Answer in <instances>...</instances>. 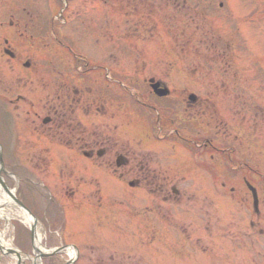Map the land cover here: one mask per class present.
I'll return each mask as SVG.
<instances>
[{"label":"flooded vegetation","instance_id":"obj_1","mask_svg":"<svg viewBox=\"0 0 264 264\" xmlns=\"http://www.w3.org/2000/svg\"><path fill=\"white\" fill-rule=\"evenodd\" d=\"M195 17L191 15V19ZM15 18L11 25L16 26L17 34L44 49L33 50L35 60L48 62L50 68L45 74L41 63H30L28 67L43 84L10 87L8 93L15 92L14 96L2 107L14 108L19 118L31 123L38 140L32 145L31 164L51 177L54 189L64 191L66 203L103 198L107 190L138 188L148 192L149 207L194 201L200 228L205 221L210 223L215 192L228 185L227 172L213 163L216 139L224 145L219 147L223 152L216 161L231 163L224 165L232 175L248 172L245 165L251 174L260 172L247 157L240 156L237 142L234 147L245 169L237 170L238 166L232 165L236 161L232 153L224 152V148L232 146V135L228 133L229 140L223 141L216 127L212 130L218 116L213 108L214 90L204 94L172 85L167 76L173 71L164 67L147 75V82L131 77L133 66L127 61L136 60L135 43L140 36L151 34L149 26L156 18L150 0H18ZM197 30L199 45L213 42L209 30L200 25ZM141 56L143 61L148 60L147 54ZM128 65L131 66L127 68ZM156 89L169 92L159 95ZM183 98L186 104L181 113L177 103ZM180 114L199 123L184 125ZM159 119L165 124L175 122L185 135L178 141L158 133ZM189 141L199 142L195 152L185 148ZM178 145L187 154L177 153ZM23 149H27L25 144ZM43 152L47 155L42 156ZM242 179L246 184L247 178ZM82 182L93 190L82 191ZM244 190L246 195L239 198L241 204L249 199L247 187ZM260 201L261 204L262 196ZM163 214L162 220L179 230L181 219H173L169 212ZM156 220L152 217L146 224L151 238L169 235L168 230L158 228ZM170 231L172 240L177 239L178 231ZM200 239L197 235L196 241Z\"/></svg>","mask_w":264,"mask_h":264},{"label":"rangeland","instance_id":"obj_2","mask_svg":"<svg viewBox=\"0 0 264 264\" xmlns=\"http://www.w3.org/2000/svg\"><path fill=\"white\" fill-rule=\"evenodd\" d=\"M185 1L187 3L183 6ZM221 1L226 2L222 8L219 6ZM16 4L17 0H0V15L1 12L6 16L9 12H15ZM150 4L156 18L151 20L149 26L151 34L140 36L141 40L135 43V53H138L136 60L127 61L133 66L131 77L147 82V75L154 73L155 68L164 67L173 71L167 76L172 85H181L187 91L197 90L204 94L209 89L214 90L213 108L218 116L212 122V130L216 127L217 135L223 141L229 140L230 133L232 143L237 142L241 148L240 156L247 157L260 170L259 173L244 172L234 176L231 169L224 165L231 163H218V155H215L213 163L220 171L227 172L225 179L228 185L215 192L211 209L213 218L207 228L204 226L206 221L198 228V208L192 200H184L187 203L171 205L164 210L173 219H181L190 233L187 240L180 239L178 235L175 239L178 255L180 253L176 264H264V256H259L260 253L264 254V236H257L255 228L250 225L251 220L256 218L252 200L248 199L242 204L239 202L241 195L245 194L246 184L242 179L245 176L261 192L260 225L264 227V0H150ZM192 14L196 15L194 19H191ZM199 25L211 32L213 42L199 45L200 37L195 32ZM14 30H17L16 26L10 34L13 44L9 42L10 47L18 52L14 60L5 53L7 45L3 40L6 34L0 30V87H9L19 80L36 85L38 81H34L37 77L31 69H24L22 65L32 58L30 50L37 46L21 48L22 38L14 34ZM26 49H30L29 56ZM142 54H147L148 60L143 61ZM135 63L143 66L145 72L142 68H136ZM62 64L59 61V65ZM49 68L48 62L41 61V69L47 71ZM14 93L7 94L11 98ZM185 102L183 98L182 102L177 103L181 113ZM179 120L190 127L193 122L199 123V120L191 119L187 114H180ZM179 145L175 151L186 153ZM26 185L23 182L22 186ZM232 186L235 188L233 192ZM117 191L118 195L112 199L106 197L101 201L64 205L68 222L61 239L67 244L81 246L83 250L79 256L77 254L76 260L80 264H99L98 260L100 264H146L144 254L147 260L159 259L149 256V247L136 245L133 237L132 223L136 224L137 231L144 228L148 212L143 206L149 203L148 192L138 188ZM105 192L108 194L110 190ZM161 208L165 209L166 206ZM152 214L155 218L163 215L156 210ZM12 233L14 242L17 240L25 245L23 250L34 251L33 244L30 241L27 243L25 236L19 234L16 237ZM197 235L202 238L200 242L196 241ZM141 236L138 238L143 240ZM203 247H206L208 254L201 252ZM64 254L65 259L69 258L66 250ZM161 254L164 260L160 264H173L166 262L168 258H175L173 255L170 257V249L164 248ZM10 262L11 259L0 251V264Z\"/></svg>","mask_w":264,"mask_h":264},{"label":"bare ground","instance_id":"obj_3","mask_svg":"<svg viewBox=\"0 0 264 264\" xmlns=\"http://www.w3.org/2000/svg\"><path fill=\"white\" fill-rule=\"evenodd\" d=\"M14 193L15 190L5 189L0 182V219L6 221V230L0 231V248L8 255V258L11 259L10 264H25L26 260L31 258L29 254L15 246L11 235H7L11 220L13 218H18L33 225L35 230V256L32 260L33 264H42L41 258L51 251L43 246V233L40 225L38 222H35V218L27 210L23 209L15 202ZM69 253L74 256L75 250L71 248L69 249Z\"/></svg>","mask_w":264,"mask_h":264}]
</instances>
